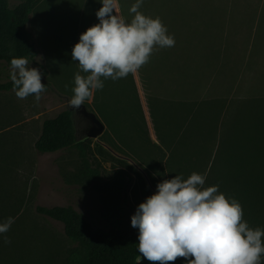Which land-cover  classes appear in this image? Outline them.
I'll use <instances>...</instances> for the list:
<instances>
[{
	"label": "rangeland",
	"instance_id": "obj_1",
	"mask_svg": "<svg viewBox=\"0 0 264 264\" xmlns=\"http://www.w3.org/2000/svg\"><path fill=\"white\" fill-rule=\"evenodd\" d=\"M8 1L15 6L22 0ZM163 1L143 0L138 11L153 19L159 17L174 45L156 46L136 73L116 81L104 80V88L95 90L82 104L105 124V133L98 140H90L83 150L73 147L39 155L32 147L27 152L34 167L30 178L18 181L10 174L3 183L7 188L0 191V208L14 201L11 186L16 183L26 187L27 195L23 205L0 209V222L14 219L9 231L0 234V264H67L68 254L76 245L67 239L62 224L39 215L37 207H73L96 230L127 232L133 228L131 217L138 206L156 194L159 183L177 175L187 179L193 172L205 176L204 188L218 186V192L227 199L237 200L245 221V168H264L252 165L257 160H253V151L245 149V140L249 135L257 136L255 123L258 125L260 119L263 126L264 113L259 116L256 110L264 98L250 95L248 99L255 107L245 106V81H240L237 69L228 96L225 89H216L215 96L194 87H180L178 55L172 53H179L184 42V22L181 32L178 17L167 16ZM217 1L229 6V17L224 9V16L218 18L219 31L232 27L236 42H240L245 34V0ZM119 2L118 13L130 23L134 17L130 8L137 0ZM101 4V0H38L28 25L38 57L28 67L41 71L47 89L39 103L34 95L18 99L14 91L3 96L0 128L22 123L16 127L29 126L38 138L45 120L70 109L74 76L78 71L87 75L78 61L72 60V49L82 33L98 24L96 12ZM232 4L235 13L231 19ZM254 22L249 26L251 32L257 25ZM9 80L10 66L0 62V83ZM206 100L211 101L202 102ZM35 114H42L40 120L32 119ZM76 124L81 138L88 124L80 119ZM246 131L249 134L245 136ZM261 145L264 147V138ZM10 146L6 155L14 159L16 154ZM120 169L125 170L124 182L115 189L111 183ZM4 236L11 243L5 244ZM180 264L187 261L180 258Z\"/></svg>",
	"mask_w": 264,
	"mask_h": 264
},
{
	"label": "clouds",
	"instance_id": "obj_2",
	"mask_svg": "<svg viewBox=\"0 0 264 264\" xmlns=\"http://www.w3.org/2000/svg\"><path fill=\"white\" fill-rule=\"evenodd\" d=\"M96 12L98 24L80 35L72 49V60L80 70L74 76L72 108L79 109L104 80L113 81L136 73L145 65L156 46L171 47L175 41L159 17L153 19L138 11L143 0L130 8V23L113 14L115 0H101ZM26 58L13 57L10 79L18 99L34 95L39 103L45 85L42 73L29 68ZM103 78V79H102ZM67 87V85H66ZM205 176L193 172L187 179L177 175L157 185L156 194L141 203L131 217L139 229L138 252L150 264H261L264 256V230L250 228L243 208L218 192V186L204 188ZM12 217L0 222V234L7 233ZM4 243H11L4 236Z\"/></svg>",
	"mask_w": 264,
	"mask_h": 264
},
{
	"label": "crops",
	"instance_id": "obj_3",
	"mask_svg": "<svg viewBox=\"0 0 264 264\" xmlns=\"http://www.w3.org/2000/svg\"><path fill=\"white\" fill-rule=\"evenodd\" d=\"M162 6L167 9L168 14H166L169 18L178 17L181 32L184 22V42L181 43L182 47H179V53H172L178 55L177 72L180 87H194L200 92L213 93L215 96H217L216 89H225L224 93L228 96V91L233 88V82L237 79L234 76L235 69H237L240 74V81H245V106L254 105L252 100L248 99L250 95L264 98V0L259 1V3L245 0V13L243 15L245 34L242 33L238 43L232 33V27L227 32L219 31L217 23L218 18L224 16L222 12L224 9L227 11L225 16L229 17L228 2L164 0ZM117 7H121L119 0H115L114 10L115 15L120 16ZM231 8L230 18L232 19L235 13L233 4ZM255 19H257L256 23L252 21ZM253 22L257 25H253L254 32H251L249 26ZM11 92L0 93V99ZM209 101L202 102L207 103ZM183 102L185 104L186 101L183 100ZM261 104L262 106L256 110L259 116L264 113V100L261 101ZM5 112L7 113V111ZM41 116L42 114H35L32 119L40 120ZM25 117L28 115L26 114ZM26 122L28 123L29 119ZM21 124L17 123L8 128H0V191L7 188H4V184L10 174L18 181L22 179L24 181L25 176L30 178V173L34 169L32 163L29 162L27 152L31 151L32 147L36 150L35 144L41 135L37 138L29 126L16 127ZM9 145L15 151L14 159L6 155L11 151V149H7ZM11 191L14 201L11 205L0 209L17 208L24 204L23 199L27 195L25 193L26 187L16 183L11 186ZM0 203L3 204V197L0 199Z\"/></svg>",
	"mask_w": 264,
	"mask_h": 264
},
{
	"label": "trees",
	"instance_id": "obj_4",
	"mask_svg": "<svg viewBox=\"0 0 264 264\" xmlns=\"http://www.w3.org/2000/svg\"><path fill=\"white\" fill-rule=\"evenodd\" d=\"M37 4L38 0H22L18 5L11 6L8 0H0V62L7 66H10L13 57L26 58L28 62H34L38 57L34 36L28 28L30 17ZM113 14L115 15V10ZM43 78L42 74V83L45 85ZM46 89L45 85V91ZM10 91H13L11 79L6 83H0V93ZM255 125L257 136L253 138V135H249L246 138L245 149L254 152L253 160L257 162L252 165L259 168L260 165L264 167V153L262 154L264 147L261 145L264 138V129H262L264 123L262 126L260 119L258 125L257 123ZM248 134L249 131H246L245 136ZM90 142V140L82 142L77 140L73 113L66 110L57 117L44 121L35 148L39 154L45 155L73 147H80L83 150ZM247 164L245 161V166ZM124 172V169H120L113 179L111 184L115 189L123 184ZM36 210L39 215L62 224L65 236L76 245V248L68 254L67 264H150L138 252V228H132L127 232L96 230L73 207L40 206ZM245 221L250 228L259 227L264 230V168H245ZM175 264H180V258ZM261 264H264L263 259Z\"/></svg>",
	"mask_w": 264,
	"mask_h": 264
},
{
	"label": "water",
	"instance_id": "obj_5",
	"mask_svg": "<svg viewBox=\"0 0 264 264\" xmlns=\"http://www.w3.org/2000/svg\"><path fill=\"white\" fill-rule=\"evenodd\" d=\"M73 113V118L75 124L77 123V120H81L82 122L85 121L88 124V127L84 129L83 135L80 138L78 129H77V124H76V129H77V140L79 142L85 141V140H98L106 131V126L105 124L98 118V116L89 111L88 108L85 105H81L79 109H75L70 107L68 110ZM75 111V113H74Z\"/></svg>",
	"mask_w": 264,
	"mask_h": 264
}]
</instances>
